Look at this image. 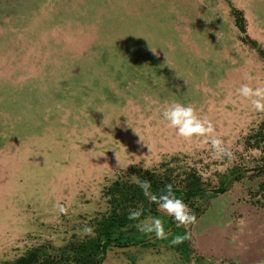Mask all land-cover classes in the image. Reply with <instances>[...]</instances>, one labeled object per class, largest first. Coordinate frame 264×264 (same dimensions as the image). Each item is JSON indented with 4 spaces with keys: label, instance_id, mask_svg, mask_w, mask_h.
<instances>
[{
    "label": "rangeland",
    "instance_id": "rangeland-1",
    "mask_svg": "<svg viewBox=\"0 0 264 264\" xmlns=\"http://www.w3.org/2000/svg\"><path fill=\"white\" fill-rule=\"evenodd\" d=\"M245 83L264 87V0H0V264L31 251L39 264H77L73 249L111 210L107 188L145 170L177 187L196 174L208 191L242 172L188 208H213L209 222L232 210L244 230L221 233L264 239V111L237 93ZM172 102L211 121L231 157L209 137L177 135L162 117ZM150 240L109 247L103 264H161L151 247L173 243ZM184 247L165 261H203ZM253 254L264 264V248Z\"/></svg>",
    "mask_w": 264,
    "mask_h": 264
},
{
    "label": "flooded vegetation",
    "instance_id": "flooded-vegetation-1",
    "mask_svg": "<svg viewBox=\"0 0 264 264\" xmlns=\"http://www.w3.org/2000/svg\"><path fill=\"white\" fill-rule=\"evenodd\" d=\"M236 17H240L243 20V27H244V18H243V15L241 14V11L234 12V23L241 33H245L244 31L245 28L242 29L236 25V21H235ZM145 171H149L150 173L154 174L156 178L162 183H164L165 185H171V188L175 190L174 194L177 197L181 198L188 205V207L192 208V210H193V207L191 203L192 201H194V199L198 197H203V196L204 197H214L216 195L218 196V195L224 194L229 184L235 181V179H237V177H239L242 174V172H238L234 174L231 178H229L225 184L219 186L216 189L208 191L204 187L203 182L200 180V178L197 177L196 174H190L186 178V181L184 182L185 185L183 187H177V186H173L171 182L167 180L166 178H163V179L159 178L155 171H150V170H145ZM115 182L121 183V181L119 180L114 181L112 185L109 188H107L105 192L106 196L108 195L110 196L108 204L111 205V210L108 216L103 217L100 221H98L97 238H94L93 240L90 239V241H86L73 249V256H74L73 260L77 264H103L104 260H106L105 259L106 251L109 247L130 248L133 245L143 246L146 243H148L150 238L154 236V233L136 232L135 234L134 233L131 234L129 230L127 229L130 227H133L135 223L137 222V220L129 218L130 212L135 211L137 209L142 210V214L139 218H142V217L145 218L147 216L154 215L155 217H163L166 219L165 221L166 225L164 226V229L166 232V236L164 237L165 241H173L174 238L176 237H183L185 233L190 234V236L191 234L194 236V239H195L194 242L192 239L188 240V234H187V238L182 239V241L179 243H173V247L172 245L171 247L165 246L164 244L160 242L161 243L160 245H163V247H170L171 250L168 249L170 251L161 247V250H158V252H155L153 248L151 247V253L155 256V259H160L161 264H169L168 263L169 261L167 262L165 261L167 259V256L168 258L175 259V256H174L175 254H171V252L172 253L174 251L181 252L182 251L181 245L183 246L185 245V247L183 248V252L188 253V254H189V249L191 251V250L199 248L200 253H201L200 255L202 256H200V258L198 256L197 259L199 260L203 259V261L200 262L199 264H205V263L212 264L214 263L213 261H217L218 255H222V256L224 255V257H228L230 255L231 262H233V264H255V263H252L255 261V258L253 259V255H254L253 253H255V251L259 248H264V242H263L264 239H261L262 241L257 240L255 243L250 244L251 243L250 239L251 238L253 239L254 235L258 233L257 230L246 232L248 233L247 238L238 239V240L235 238H234L235 240H233V238L231 237V232H230V235L221 233L219 227H222V226L223 228H225V230L228 231V228H229L232 232H235V231L242 232L244 230L243 227L245 225L240 223L242 222L241 220L240 222L238 220V219H241V217H238L236 219L232 210L228 211L226 209H222L223 212H221V210L218 211L214 208L215 211H217L216 216L211 218L210 219L211 221L209 222V221H206L205 217L208 214L207 211L209 212V210L213 208L205 207L203 210H200V211L199 210L197 211L194 208L195 209L194 214L196 215L197 219H196V222L192 224V227L191 225L189 226V229L185 228L184 226L178 227L171 217H167L159 212L156 204H155V209H153L152 203L154 202H151L147 197H146V200H147L148 205L145 206L143 204H140L138 201L128 197L130 193L127 194L121 189L116 190L115 188V190L108 193V190L111 189V187L113 186ZM122 183H128V182L123 181ZM132 184H137V183H132ZM193 184H197L198 186H200L199 187L200 189H198L197 192L192 193L193 190L189 188H191ZM187 185H188V188L186 187ZM221 187H224V192L222 193L217 192L216 190L220 189ZM118 190H121V192H119ZM187 190L189 191L188 193L189 195H187L188 199H185V195H186L185 193L187 192ZM113 213L116 215H120V214L124 215L122 216L123 220L114 222L113 225L111 226V229H109L107 233L105 234L103 233L105 232V230L101 228L100 224L102 221L103 222L111 221L109 218L110 216L113 215ZM217 214L219 217L221 216L224 217V221H223L224 223L220 222V219L217 218ZM127 230L128 232L126 233ZM226 236H228V238H226ZM101 238H104V239L102 240ZM199 239H200V242H199ZM107 240H109L110 243H107V245L104 247L103 244ZM189 241H191V245H189ZM222 243H224V247L222 246L223 245ZM227 245H230V246L228 248H225V246ZM245 253H252V254L250 255V257H246L244 256ZM259 253L260 252H257L258 255ZM31 254H34L35 260L32 261V263L30 264H39L38 253L36 251H31L26 256L18 258L12 264H15L17 261L21 259L29 258ZM80 255H83V257H81ZM241 259L242 261H240ZM231 262L226 263V264H231ZM177 264H180V263H177Z\"/></svg>",
    "mask_w": 264,
    "mask_h": 264
},
{
    "label": "clouds",
    "instance_id": "clouds-1",
    "mask_svg": "<svg viewBox=\"0 0 264 264\" xmlns=\"http://www.w3.org/2000/svg\"><path fill=\"white\" fill-rule=\"evenodd\" d=\"M245 79H251L246 76ZM237 93L246 99H250L253 107L257 111H264V87H251L249 84H242L236 89ZM162 117L167 122L168 126L173 128L177 135L184 138L193 136L209 137V142L213 154L218 157H231V151L224 146L222 140L212 135L214 132L211 121L202 120L196 115V110L190 104L180 102H172L162 111ZM104 122V118L102 124ZM144 195L157 205V208L163 214L170 216L176 225L188 226L196 222V215L191 212L188 205L173 192L171 185L166 186V191H162L159 195L150 191V183L148 181H140ZM63 210V208H61ZM142 214L141 209L130 212L129 218L137 220L136 227L142 233H154L156 238H164L166 236L162 221L158 217L146 218L143 221L139 220ZM187 238V233L183 237H176L172 243H179L182 239Z\"/></svg>",
    "mask_w": 264,
    "mask_h": 264
},
{
    "label": "trees",
    "instance_id": "trees-1",
    "mask_svg": "<svg viewBox=\"0 0 264 264\" xmlns=\"http://www.w3.org/2000/svg\"><path fill=\"white\" fill-rule=\"evenodd\" d=\"M235 21H236V25L237 26H239L240 28L244 29L243 20L240 17H236ZM137 178H138L137 184L115 182L113 184V186L111 187V189L108 190V193H110L111 191L115 190V188H116V190L117 189H121L124 192H126L127 194L130 193L129 194L130 196L128 195V197L138 201L140 204H143V205L147 206L148 203H147V200H146V196L144 195L141 187L139 186V182L140 181H148L150 183V191L152 193L157 194V195H159L162 191H166V186L167 185H165L164 183L159 181L156 178V176L154 174L150 173L149 171H143V172L137 173ZM186 187L188 188V185ZM189 187H191V186H189ZM199 187L200 186H198L197 184H193L192 187L189 188V189L193 190L192 191V193H193V192H197L198 189H200ZM121 190H118V191L121 192ZM216 191L219 192V193H222V192H224V187H221L220 189H218ZM172 192L175 193V190L172 189ZM188 193H189V191L187 190V192L185 193L186 194L185 195V199H188V196H187V195H189ZM152 207H153V209H155V203H152ZM122 216H124V215H122V214L116 215V214L113 213V215L110 216V218H109L111 221H109V222H106V221L103 222L102 221L100 225H101V228L103 230H105V232H103V233L106 234L107 231L109 229H111V226L113 225L114 222L123 220ZM135 242H137V241H135ZM107 243H110V241L107 240L103 244L104 247L107 245ZM80 256L83 257V255H80ZM34 257H35L34 254H31V256H29V258L21 259V260L17 261L15 264H30V263H32V261L35 260Z\"/></svg>",
    "mask_w": 264,
    "mask_h": 264
}]
</instances>
